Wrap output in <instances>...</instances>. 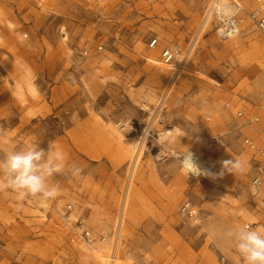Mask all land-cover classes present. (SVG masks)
<instances>
[{"label":"rangeland","instance_id":"obj_1","mask_svg":"<svg viewBox=\"0 0 264 264\" xmlns=\"http://www.w3.org/2000/svg\"><path fill=\"white\" fill-rule=\"evenodd\" d=\"M209 1L0 0V33L10 32L5 41L0 35V132H6L0 135V158L54 143L69 166L52 178L61 188L55 199L20 201L11 190L0 191V264H95L79 248L87 242L85 231L91 232L90 244L119 258L118 264H243L209 229L252 223L241 220L242 211L257 216L264 230V189L251 184L258 151L245 144L249 137L258 145L264 129V39L247 22L237 42L223 41L218 23L211 21L195 42ZM238 1L254 9L248 0ZM156 34L161 45L150 52ZM41 36L45 44L37 49L33 37ZM166 44L177 52L175 63L187 69L177 79L173 68L142 58L160 63ZM97 45L103 51H94ZM85 48L92 54L84 57ZM25 70L50 88L37 109L29 104L32 97L22 102L13 90ZM38 112L41 118L32 122ZM255 117L260 121L251 124ZM135 143L138 161L131 153ZM166 149L175 154L194 149L216 163L214 172L196 177ZM234 160L243 172L225 170L231 167L225 162ZM163 162L177 184L148 197L146 169L155 173ZM134 171L121 225L118 199ZM154 200L167 205L163 212L154 210ZM80 219L86 223L80 225Z\"/></svg>","mask_w":264,"mask_h":264},{"label":"clouds","instance_id":"obj_2","mask_svg":"<svg viewBox=\"0 0 264 264\" xmlns=\"http://www.w3.org/2000/svg\"><path fill=\"white\" fill-rule=\"evenodd\" d=\"M0 135H6V132H0ZM185 160L187 162L188 158ZM225 164L231 166L224 168L230 173L244 170L238 160ZM70 167L79 171L75 164ZM68 168L66 154L54 143H49L47 149L32 145L7 152L0 158V191L11 190L20 201L27 198L42 201L55 199L60 195L61 188L58 183L52 182V178ZM209 234L215 240L228 242L242 258L243 264H264V230L260 227L253 228L247 223L215 224L210 227Z\"/></svg>","mask_w":264,"mask_h":264},{"label":"bare ground","instance_id":"obj_3","mask_svg":"<svg viewBox=\"0 0 264 264\" xmlns=\"http://www.w3.org/2000/svg\"><path fill=\"white\" fill-rule=\"evenodd\" d=\"M215 2L216 0H214L213 5L215 4ZM248 4L252 5L254 9H258V7H260L257 4V2H255L254 0H248ZM238 10H239L238 0H231V1L230 0H219L216 4V15L219 17V19H221L225 23H227V21H229L231 17L235 16L238 13ZM241 27L242 26H240L239 29L233 31V33L230 32L229 39L232 38V40L237 42L238 35L241 32ZM207 29H208L207 25L202 27V29L199 31V33L195 37V42L198 41L197 39H199V37L202 36V34L205 33ZM257 54L259 55V57H261L262 56L261 50H259ZM146 59L148 60L149 63H154L161 67V65L157 63L153 58L146 57ZM163 67L165 69H170V67L168 66H163ZM171 67H174L173 70L177 72L178 74L183 73L184 71L187 70L185 67H178L175 65H172ZM191 74L197 77H201L202 79H206L209 83H211L212 85L216 87L223 88L222 84H220L216 79L212 77L204 76L200 74L199 72H191ZM13 90H14L16 97L22 102H27L29 100V97H33V98L40 97V92L36 88V85L31 77L29 70H25L24 73L21 75V77L15 81L13 85ZM120 125H121L120 123L116 124L117 127ZM121 129H123V127H121ZM172 133L173 131H167L166 135L168 136V135H171ZM198 139H201V138H198ZM172 140H174V138H172ZM201 140L203 141V139ZM138 150H139V145L135 143L133 145V149L131 153L134 156V158H137L136 161L139 160V155H140V152ZM165 151H167L166 155L174 156L179 159L184 171L192 173L196 177L209 178L212 172H214L213 169L216 167V163L214 162L212 163L211 161L205 160L202 157L198 156L197 152L194 149H189L185 153H179V154L169 153L167 149ZM186 157L188 158L187 162L185 160ZM134 168H136V165L134 166ZM132 188H133V184H130L129 195L132 192ZM239 216L243 217V220H248L254 224L259 223V218L251 212L246 213V212L241 211ZM74 237H79V234H77V236H74ZM79 248L85 254L91 255L95 261V264H118L121 261L119 258L109 254L110 252H104V253L100 252L99 250L95 249L91 244H88L86 241L79 244ZM125 263L138 264L132 260H125Z\"/></svg>","mask_w":264,"mask_h":264},{"label":"built area","instance_id":"obj_4","mask_svg":"<svg viewBox=\"0 0 264 264\" xmlns=\"http://www.w3.org/2000/svg\"><path fill=\"white\" fill-rule=\"evenodd\" d=\"M202 1V0H198ZM219 0H216L215 4L213 5L214 0H210L207 4V9L204 14V19H203V24H208L211 21H216L218 23V29L216 30V34L218 37L225 41L229 39L230 32L233 33V31L237 30L242 26L243 24L250 22L253 24V26L256 28L258 33L263 37L264 39V0H254L257 2V4L260 6L258 9H248L245 7L240 1H239V10L238 13L231 17L227 23L223 22L219 17L216 15V4ZM124 27L120 26L119 30H123ZM202 29V28H201ZM200 29V30H201ZM199 33V32H198ZM159 41L157 38L153 39L150 44L149 48L154 49L158 45ZM103 46L102 45H97L94 51L100 52L103 51ZM92 49L91 48H85L83 55L84 57L89 56V54H92ZM162 60H160V65L161 66H168L170 68L172 65H174V61L177 58V53L174 52L171 49H166L162 53ZM183 63V62H182ZM178 69V68H176ZM238 118H242L244 116V113L242 111L237 113ZM260 121L259 117H255L250 123L255 124ZM160 123H163L161 121ZM123 130H127L126 126H122ZM242 127V125H241ZM260 141L261 145L260 147L255 144V141L249 137L245 138V144L250 146L252 149L257 150L256 152L259 156L262 158H256L255 156L253 157V161L255 162V165L253 167V175H252V180L251 184L254 188V190L259 191L264 188V129L260 133ZM134 181V172H132L129 177L127 178L126 182L124 183V187L120 193L119 199H118V211H119V222L120 224L123 223V218L126 215L128 205H129V187L130 184H133ZM131 194V193H130ZM70 210H72V207H69ZM80 225H84L86 223L85 219H80L79 221ZM251 225L253 228L257 227V224L254 223H247ZM85 237L87 239V243L90 244L93 239L90 231H85ZM105 241V239H104Z\"/></svg>","mask_w":264,"mask_h":264},{"label":"crops","instance_id":"obj_5","mask_svg":"<svg viewBox=\"0 0 264 264\" xmlns=\"http://www.w3.org/2000/svg\"><path fill=\"white\" fill-rule=\"evenodd\" d=\"M0 35H2L3 36V38H2V40L3 41H5V39L6 38H10L9 36H10V32L8 31V30H4V31H2L1 30V33H0ZM62 35H63V37H64V41H66L67 39H66V34H64L63 33V31H62ZM25 37L26 38H28V35H25ZM155 38H157L158 39V41H159V43H158V45L154 48V49H150L149 51L150 52H152L153 50H155V49H158L159 47H160V45H161V40H160V37H159V35L158 34H156V36L153 38V39H155ZM152 39V40H153ZM151 40V41H152ZM150 41V42H151ZM33 45H34V47H36L37 49H38V47L39 46H41V48L43 49V45L45 44L44 43V40H43V37L41 36L40 37V39L38 38V40H37V37H33ZM171 46L170 45H168V44H166V45H163V47L161 48V55H162V53L166 50V49H171L170 48ZM171 50H173V49H171ZM174 51V50H173ZM174 52H176V51H174ZM177 53V52H176ZM149 55H150V53H149ZM146 57L148 58V57H151V56H142V58L144 59V61L146 62V63H148V60L146 59ZM161 59V58H160ZM176 60H177V58L175 59V61H174V65L175 66H178L179 67V64H176L175 62H176ZM177 75V76H176ZM50 78H51V74H50V76H49ZM177 78H179V74L177 73V72H175V74H173V79H177ZM35 83V85H36V88L38 89V91L40 92V95L42 94V95H44V94H46L47 92H50V88H43V87H41V83H37V81H35L34 82ZM51 83V85H53L54 83H52V82H50ZM110 84H113V83H110L109 82V85ZM53 87V86H52ZM121 89H124L123 87H120L119 86V88H118V90L119 91H121ZM125 96H124V100H125ZM31 101L29 102V104H33L35 107H34V109H37L42 103H41V101H40V97L39 98H31L30 99ZM52 111H53V107H52ZM41 114H43V113H37L36 115H34V116H32L31 117V121L32 122H34V121H36V120H38V119H40L41 118ZM260 143H261V141H260ZM258 144L257 146H259L260 147V145L261 144ZM256 158H262L261 156H259L257 153H255V155H254ZM264 158V157H263ZM164 165H165V162H163V163H160L159 165H157V171L154 173V172H152V171H150L149 169H146L147 170V172H146V181H145V189H144V192H145V194H146V196H148V197H160L161 196V190H163V189H165V190H167V191H170V190H172V188L175 186V184H177V181H176V176L174 175L173 177H170L171 175H168L167 173H165L164 171H163V167H164ZM264 189V188H263ZM262 190V189H261ZM260 190V191H261ZM258 193V192H257ZM254 194H256V193H254ZM163 203H166V201H164L163 200ZM152 205L155 207V209L154 210H156V211H159V212H163L164 211V209H165V206H167L166 204H162V203H159L157 200H154V201H152ZM148 210V209H147ZM239 217H241V216H239ZM242 219L241 220H243V217H241ZM163 230H166V232H168L169 234H171V235H173V237H176V235H175V233H173V232H171L170 230H167L166 228H165V226H164V228H163Z\"/></svg>","mask_w":264,"mask_h":264}]
</instances>
